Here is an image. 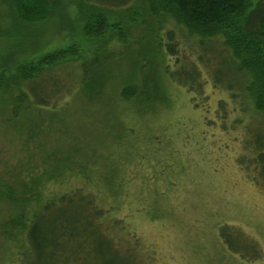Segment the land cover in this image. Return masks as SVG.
I'll return each instance as SVG.
<instances>
[{
    "label": "rangeland",
    "instance_id": "1",
    "mask_svg": "<svg viewBox=\"0 0 264 264\" xmlns=\"http://www.w3.org/2000/svg\"><path fill=\"white\" fill-rule=\"evenodd\" d=\"M131 1L115 9L120 13L83 0H49L47 20L25 33L28 52L13 56L15 40H0V65L4 61L10 75L71 46L79 60L104 63L100 93L86 97L75 91L66 97L61 92L67 108L60 112L26 105L14 118L12 96L0 91V264L23 260L17 219L34 206L31 189L49 193V173L76 172L86 165H113L130 181L124 189L129 198L119 204L117 216L139 238L144 264H264V258L242 260L218 235L221 225H231L264 253V175L256 170L255 152L245 146L254 126L264 129V119L250 112L245 123L252 126L246 128L235 123L241 116L234 113L226 128L215 123L218 101L228 95L209 82V101H194L187 88L171 82L164 72L168 58L159 46L157 19L147 0ZM250 12L264 13V0H254ZM93 14L107 18L104 36L86 37ZM1 16L0 34H11V18ZM167 25L179 34L178 27ZM180 39L184 54L187 43ZM30 45L40 49L31 53ZM63 72L53 74L62 73L58 78L67 81ZM47 77L44 73L40 81ZM128 88L131 99L122 97Z\"/></svg>",
    "mask_w": 264,
    "mask_h": 264
},
{
    "label": "trees",
    "instance_id": "2",
    "mask_svg": "<svg viewBox=\"0 0 264 264\" xmlns=\"http://www.w3.org/2000/svg\"><path fill=\"white\" fill-rule=\"evenodd\" d=\"M83 1L99 10L114 9L120 13L124 11L115 9H123L132 2ZM253 2L147 0L161 32L159 46L166 49L163 53L168 60L164 72L168 79L193 93L194 101L197 97L209 101L205 94L209 82L228 95L218 101L213 120L219 121L222 129L234 113L241 116L235 123L244 122L246 128L252 126L245 123L250 112L264 119V13L250 12ZM4 13L11 18L14 29L11 34L9 31L0 34V40H15L10 50L15 56L20 51L28 52L25 43L29 36L25 33H32L37 24L47 20L49 0H0V18ZM169 23L179 28V34L174 28H167ZM108 28L105 16L93 14L84 31L86 37L104 36ZM180 37L188 47L184 54L180 51ZM31 47L36 49L31 53L40 49ZM78 53L71 46L43 56L37 64L19 66L12 75L4 69L2 61L0 91L12 96L13 117L18 118L27 106L53 112L65 110L61 92L76 91L86 97L98 95L103 86L104 63L98 59L81 61ZM63 68L67 81L58 78L62 73L53 74ZM44 73H49V77L42 82ZM48 83L49 87H45ZM132 90H125L122 97L131 99ZM254 127L256 132L251 137L247 135L245 146L255 152L256 170L264 175V129L258 124ZM240 162L245 164L243 158ZM72 182L76 186H70ZM39 183V180L34 182ZM127 184L130 181L113 165L101 169L86 165L76 172L49 173V193H40L38 187H33L34 206L26 208L20 214L23 218L17 219L21 223L16 230L24 238L19 247L21 264H144L138 251L139 238L117 216L119 204L129 198L124 192ZM218 235L223 245L242 260L253 262L264 258L261 246L231 225H221Z\"/></svg>",
    "mask_w": 264,
    "mask_h": 264
}]
</instances>
